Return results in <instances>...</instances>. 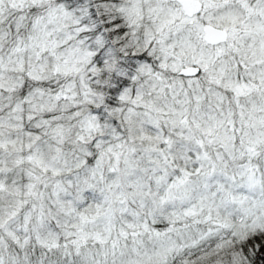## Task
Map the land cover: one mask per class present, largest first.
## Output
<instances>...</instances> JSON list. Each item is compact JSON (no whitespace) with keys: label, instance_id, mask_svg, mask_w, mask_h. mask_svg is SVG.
I'll return each mask as SVG.
<instances>
[{"label":"snow or ice","instance_id":"6c2138e0","mask_svg":"<svg viewBox=\"0 0 264 264\" xmlns=\"http://www.w3.org/2000/svg\"><path fill=\"white\" fill-rule=\"evenodd\" d=\"M0 264H264V0H0Z\"/></svg>","mask_w":264,"mask_h":264}]
</instances>
